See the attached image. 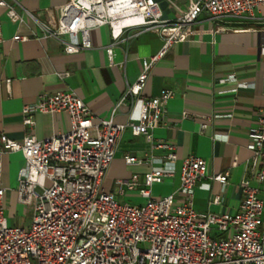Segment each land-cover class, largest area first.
Listing matches in <instances>:
<instances>
[{"label": "built area", "instance_id": "2783aa9c", "mask_svg": "<svg viewBox=\"0 0 264 264\" xmlns=\"http://www.w3.org/2000/svg\"><path fill=\"white\" fill-rule=\"evenodd\" d=\"M170 3L175 4L172 0ZM264 0H189L178 17L164 19L156 0H68L60 9L58 26L42 24L44 36L57 38L64 52L91 49V31L108 25L115 41L130 28L151 30L164 44L156 54L142 59V70L127 86L108 119L94 121L84 100L72 91L41 95L23 106V123L35 124L38 112H66L70 119L65 132L39 139L27 135L17 141L0 136V264H264V200L253 181L264 182V110L258 126L249 131L252 157L241 180L242 200L234 212H199L194 208L195 188L203 178L228 184L229 171L207 175L203 157L183 159L179 188L163 197H153L151 186L174 172L154 167L140 181L138 173L116 181V191H106L103 181L112 163L118 141L127 127H134L153 148L167 150L165 158L177 159L175 145L156 140L154 130L167 112L173 97L162 89L144 97L151 69L175 43L188 38L199 15L206 11L220 23L214 31L256 19ZM7 15L23 21L12 0H0ZM176 6V5H175ZM28 37L16 34L13 40ZM4 41L0 24V43ZM112 62L113 47H106ZM139 115L132 117L137 103ZM122 105L129 107L126 123L114 121ZM207 124L202 125V131ZM21 151L24 167L18 174L17 200L33 206L30 226L10 225L6 215L8 188L2 182L3 155ZM127 163H141L134 156ZM139 189L145 203H121L118 194ZM221 202L220 194L212 203Z\"/></svg>", "mask_w": 264, "mask_h": 264}, {"label": "crops", "instance_id": "0c3cea01", "mask_svg": "<svg viewBox=\"0 0 264 264\" xmlns=\"http://www.w3.org/2000/svg\"><path fill=\"white\" fill-rule=\"evenodd\" d=\"M11 1V0H10ZM68 0H12L23 14L16 22L0 6V24L4 41L0 43V136L23 141L27 135L39 139L65 132L70 119L66 112H38L35 124L23 123V106L59 91H72L80 96L94 115V121L108 119L126 89L134 82L143 64L142 59L156 54L163 38L151 30L130 28L115 41L108 25L91 31V49L66 53L55 37H46L42 24L58 26L61 7ZM164 19H174L186 9L189 0H156ZM176 5V6H175ZM233 28L214 31L220 22L202 12L193 32L173 44L151 69L143 89L144 97H153L162 89H171L162 124L154 130L156 140L175 145L177 159L165 158L167 150L153 148L134 127H127L116 147L104 181L106 191H116V181L138 173L140 181L154 167L174 169L162 183L151 186L153 197H163L180 186L181 165L189 156L207 161V175L229 171L228 184L203 178L195 188L194 208L199 212H234L242 200L241 180L248 173L252 150L249 131L258 126L260 110H264V5L257 17L246 22H228ZM21 34L28 38L13 40ZM112 45V62L106 47ZM138 102L132 117L139 115ZM129 107L122 105L114 115L117 123H126ZM207 128L202 131V125ZM134 156L141 163H127ZM2 182L8 188L6 215H12L18 204V174L25 160L21 151L3 155ZM249 174V173H248ZM264 200V182H252ZM220 194L221 202L212 203ZM144 198L139 189L127 190L117 197ZM262 219L264 220V214Z\"/></svg>", "mask_w": 264, "mask_h": 264}, {"label": "rangeland", "instance_id": "374dc122", "mask_svg": "<svg viewBox=\"0 0 264 264\" xmlns=\"http://www.w3.org/2000/svg\"><path fill=\"white\" fill-rule=\"evenodd\" d=\"M118 200L121 203L128 202L137 205H142L145 203V200L141 201V199H133L123 196L119 197ZM32 216H33V206L32 205L26 206L22 203H19L15 212L8 217L9 224L22 225L24 227H28L32 222Z\"/></svg>", "mask_w": 264, "mask_h": 264}]
</instances>
